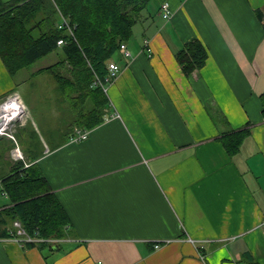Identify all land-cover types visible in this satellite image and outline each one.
Returning <instances> with one entry per match:
<instances>
[{
	"label": "crops",
	"instance_id": "crops-1",
	"mask_svg": "<svg viewBox=\"0 0 264 264\" xmlns=\"http://www.w3.org/2000/svg\"><path fill=\"white\" fill-rule=\"evenodd\" d=\"M163 1L135 24L131 55L112 59L120 71L93 128L76 121L90 97L61 92L56 65L38 72L58 62L70 75L63 58L52 52L12 75L0 55V102L38 83L46 100L58 91L66 101L60 137L37 122L19 133L71 222L54 250L0 236V264H264V0H168L162 24ZM195 38L208 59L187 76L176 52ZM244 128L230 155L221 137ZM80 130L87 137L71 139ZM11 142L0 136V209L10 204L1 180Z\"/></svg>",
	"mask_w": 264,
	"mask_h": 264
},
{
	"label": "trees",
	"instance_id": "trees-1",
	"mask_svg": "<svg viewBox=\"0 0 264 264\" xmlns=\"http://www.w3.org/2000/svg\"><path fill=\"white\" fill-rule=\"evenodd\" d=\"M152 0H0V55L14 75L22 68L60 49L62 65L68 64L70 75L62 73L58 62L48 67L59 82V89L70 97L79 92L90 97L91 106L76 119L85 128H93L105 119L108 98L103 86L108 83L109 62L133 30ZM264 25L263 14L261 16ZM64 43L59 45L58 41ZM176 58L187 76L202 68L208 50L200 39L186 42ZM37 72V73H38ZM76 98H78V96ZM264 115V92L260 96ZM79 101L75 102L78 106ZM248 128L221 137L230 155L241 149ZM28 162V161H27ZM13 161L2 180V192L9 205L0 209V236L13 237L14 221L19 220L35 241L25 247L51 250L68 235L70 217L52 190L38 161ZM259 264L258 262H252Z\"/></svg>",
	"mask_w": 264,
	"mask_h": 264
},
{
	"label": "built area",
	"instance_id": "built-area-1",
	"mask_svg": "<svg viewBox=\"0 0 264 264\" xmlns=\"http://www.w3.org/2000/svg\"><path fill=\"white\" fill-rule=\"evenodd\" d=\"M160 12L163 18L170 19L173 13L171 8L170 1L165 0L161 3ZM63 39L58 41V44H63ZM145 43L149 44V40L145 39ZM120 50L125 55H131V51L127 46V43L124 42L120 46ZM120 71V66L118 63L111 61L109 62V76L107 78L108 83L111 81L113 77H115ZM99 82L105 91H107V84L105 82ZM29 117V110L27 105L25 104L22 95L18 91H12L9 93L4 100L0 102V136L7 137L15 142L16 146L12 149V159L13 161H24L25 165H29L27 159L21 148L18 144V140L15 134V131L18 130V125H24L25 121H27ZM87 130L77 131L76 134L71 138L75 141L83 139L87 137ZM14 228L16 229L15 234L13 235L16 238H19L22 242H31L35 241L34 237L30 236L25 228L23 227L22 223L19 220L14 221ZM162 244L160 242L155 244V248H159Z\"/></svg>",
	"mask_w": 264,
	"mask_h": 264
},
{
	"label": "rangeland",
	"instance_id": "rangeland-1",
	"mask_svg": "<svg viewBox=\"0 0 264 264\" xmlns=\"http://www.w3.org/2000/svg\"><path fill=\"white\" fill-rule=\"evenodd\" d=\"M154 2H156V0H153L150 2L149 8H151V6ZM149 8L144 10L143 14H145L149 10ZM165 20L166 19H164V18L161 19L162 24H164ZM139 24L140 23H138V25ZM50 56H52V57L57 56L58 58H61V59L64 58V54L62 53V51L60 49L55 51L54 53H52ZM48 58H50V57L48 56V57H45V59L43 61L42 60L38 61L37 65L42 64L44 61L46 62L48 60ZM108 85H109V83L107 84V86ZM47 89H48L47 87H44L38 83V85L35 88L32 85L28 84L25 87H21L19 90L25 104L28 107L29 117H28L27 121H25L24 125H21V126L18 125V127H16V128H18V130L15 131V134H16V137L18 140V144L21 148V151L25 155L26 159H27V156H26V154L22 148V145L25 144V141L27 139V135H26V133H22V132L19 133V131L23 126H25L27 124V122H29L30 124H34V125L37 122L38 124L41 125V127L43 128V131L46 133V135L49 134L48 129H52L53 133H55L57 136L60 137V135L63 134L64 128H66L65 120L66 119L69 120V118L67 117V114L69 112L67 111L68 106L66 104V101L61 100L60 98H57V96H59L58 91H56V93L53 94V102L50 100H46L45 97L42 95L41 91H46ZM11 92H9V93H11ZM6 96H5V98H6ZM57 99H59V100H57ZM56 113H59V114L57 115ZM44 126H45V130H44ZM18 133H19V136H18ZM33 141L36 142L35 140H33ZM11 144L12 145L10 147V155H11L10 158H11V161H13L12 149L15 148L16 144L14 141L11 142ZM8 145H10V143L7 142L6 147H8ZM6 147H0V150L5 152L7 150Z\"/></svg>",
	"mask_w": 264,
	"mask_h": 264
}]
</instances>
